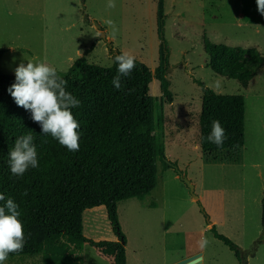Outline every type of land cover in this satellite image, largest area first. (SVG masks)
Segmentation results:
<instances>
[{
    "label": "rangeland",
    "instance_id": "1",
    "mask_svg": "<svg viewBox=\"0 0 264 264\" xmlns=\"http://www.w3.org/2000/svg\"><path fill=\"white\" fill-rule=\"evenodd\" d=\"M156 2L116 0V8L106 9V0H0V48L4 49L0 70L15 73L27 60L46 61L65 70L83 53L88 62L108 66L112 52H128L154 69ZM163 11L168 48L164 75L171 101L163 102L159 123L160 90L154 77L149 93L156 104L155 132L174 166L163 168L157 160L153 190L142 199L116 203L126 264H162L178 247L185 252L200 248L201 237L209 241L205 248L210 264H236L233 251L206 224L212 221L210 225L239 248L252 247L254 240L264 238V65L243 87L205 65L203 37L213 43L255 47L264 56V15L257 11L256 0H163ZM109 18L119 29L114 39L104 23ZM95 23L105 39L98 37ZM217 80L219 88L214 87ZM199 82L217 93L243 95L241 147L207 154L196 146ZM181 176L193 184V192ZM82 233L93 240L117 239L103 205L83 210ZM254 253L245 264H264L260 242ZM77 254L80 264H113L88 242ZM5 264H42L41 253L8 256Z\"/></svg>",
    "mask_w": 264,
    "mask_h": 264
},
{
    "label": "trees",
    "instance_id": "2",
    "mask_svg": "<svg viewBox=\"0 0 264 264\" xmlns=\"http://www.w3.org/2000/svg\"><path fill=\"white\" fill-rule=\"evenodd\" d=\"M163 0H157L155 27L158 37L157 65L150 69L135 59V68L122 77V88L111 83L118 65L112 52L108 66L88 62L83 53L57 74L67 81L66 90L80 106L71 111L79 123V150L68 151L50 134L44 135L31 112L17 106L7 89L15 73L0 70V193L19 205L24 225L25 245L15 254L40 252L42 264H80L77 253L83 242L94 245L113 264H126L125 239L119 228L116 203L129 198L142 199L156 186L157 165L174 166L164 155L163 142L155 132V100L149 82L158 80L159 120L163 102L171 101L169 80L164 75L168 48L164 39ZM97 37L89 49L95 44ZM205 65L215 73L236 79L245 87L264 65V56L255 47L210 42L203 37ZM4 52L0 48V56ZM200 107L197 116V144L207 153L237 149L243 144L244 98L241 94H221L199 82ZM225 129L222 147L208 142L211 122ZM157 123V125H158ZM31 133L39 166L23 176H13L8 153L17 138ZM27 190V195L23 193ZM5 202L0 201V206ZM103 205L116 240H93L82 233V212ZM261 217L264 219V202ZM212 235L233 251L239 247L211 224ZM260 242V240H256Z\"/></svg>",
    "mask_w": 264,
    "mask_h": 264
},
{
    "label": "clouds",
    "instance_id": "3",
    "mask_svg": "<svg viewBox=\"0 0 264 264\" xmlns=\"http://www.w3.org/2000/svg\"><path fill=\"white\" fill-rule=\"evenodd\" d=\"M257 11L264 15V0H256ZM116 0H106V9L116 8ZM111 28L114 39L118 34V27L112 19L104 21ZM117 75L111 83L114 88H122L121 78L128 77L135 68V57L128 52L121 53L114 58ZM67 81L57 74V69L46 61L27 60L25 65L21 62L15 68V82L7 89L17 106L31 112V119L38 123L44 135H51L61 146L68 151L79 150V123L75 119L72 109L80 106V101L66 90ZM219 88L220 82H214ZM225 129L218 120L211 122L210 134L206 137L208 142L222 147ZM199 147V145L197 146ZM9 167L13 176H23L31 167L39 166L37 150L33 144L31 133L17 138L14 148L8 153ZM27 195V190L23 193ZM0 264H5L10 253L21 252L25 245L24 225L19 219L21 212L19 205L11 198H5L0 193ZM209 243L206 237L198 241L200 248Z\"/></svg>",
    "mask_w": 264,
    "mask_h": 264
},
{
    "label": "water",
    "instance_id": "4",
    "mask_svg": "<svg viewBox=\"0 0 264 264\" xmlns=\"http://www.w3.org/2000/svg\"><path fill=\"white\" fill-rule=\"evenodd\" d=\"M95 27L99 29L98 37L105 39L106 38L105 33L102 29H100L98 23H95ZM181 179L188 185L190 191L193 192V184L189 181V179L184 176H181ZM192 197L196 199L197 195L192 193ZM255 245L256 242L254 241L252 247H248L245 249L239 248L238 260L236 264H245L247 262V258L254 254ZM171 264H201V252L197 251L195 253L177 259L173 261Z\"/></svg>",
    "mask_w": 264,
    "mask_h": 264
},
{
    "label": "crops",
    "instance_id": "5",
    "mask_svg": "<svg viewBox=\"0 0 264 264\" xmlns=\"http://www.w3.org/2000/svg\"><path fill=\"white\" fill-rule=\"evenodd\" d=\"M197 144V143H196ZM196 146H198V144L196 145ZM199 148V147H198ZM207 154H212V153H207ZM212 222V221H211ZM210 222V223H211ZM210 223H208V224H206V226L207 227H209L210 226ZM257 236V233H255V234H253V236L251 237V239H253L254 237H256ZM252 241V240H251ZM255 241V240H254ZM253 241V242H254ZM260 243L262 244V248H263V250H264V238L263 239H261L260 240ZM175 248V247H174ZM245 248H248V246H242V249H245ZM173 249V248H172ZM179 249V250H178ZM197 251H200L201 252V264H210V257H209V253L208 252H206V248L204 247V248H198V249H196V250H194V251H192V252H185L184 250H183V248L182 247H178L170 256H169V258L167 259V261H165V262H163L162 264H171L173 261H175V260H177V259H180V258H182V257H185V256H187V255H190V254H192V253H195V252H197ZM255 254V253H254ZM253 254V255H254ZM252 255V256H253ZM251 256H249L248 258H247V262H248V260H249V258H250ZM246 262V263H247Z\"/></svg>",
    "mask_w": 264,
    "mask_h": 264
}]
</instances>
